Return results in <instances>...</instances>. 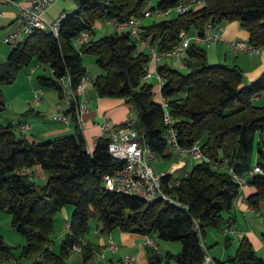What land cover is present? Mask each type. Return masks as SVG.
<instances>
[{"label": "trees", "instance_id": "obj_1", "mask_svg": "<svg viewBox=\"0 0 264 264\" xmlns=\"http://www.w3.org/2000/svg\"><path fill=\"white\" fill-rule=\"evenodd\" d=\"M76 1V9L61 20L58 36L37 29L11 48L7 60L0 64V111L6 108L2 86L14 82L18 72L34 60L54 69L52 74H39L38 85L56 88L63 96L57 79L70 74L76 89L88 72L84 58L93 55L103 70L93 80L98 95L123 98L131 104L139 128L145 131L146 144L159 157H175L176 153L166 151L164 108L155 98L158 87L142 79L150 60L148 50L137 52L135 41L126 31L94 36L99 20L121 22L140 16L149 0ZM178 1L159 0L157 6L166 8ZM231 22H239L249 31L252 44L264 45V0H206L185 13L143 24L140 34L164 52L179 45L182 31L204 35L208 23L217 27ZM83 30L92 35L77 46L75 37ZM185 53L186 73L165 60L158 65V72L165 78L160 93L168 98L180 144L191 147L200 142L211 161L197 162L187 175L168 172L162 176L163 186L176 194L182 205L108 189L103 176L122 168L124 161L109 152V138L99 137L94 149H87L74 106L70 114L77 123L76 131L52 139L30 140L18 135L12 123H0V211L11 215L12 227L26 238L22 256L40 253L43 259L39 264H69L74 246L80 245L84 257H92L94 247L82 241L94 216L104 232L119 228L181 243L177 253L162 254L154 248L149 264H214L206 261V229H221L227 223L241 192L222 162L226 159L240 175H246L255 160L264 168V104L253 103L254 97L264 91V71L244 83L240 66L210 64L202 44L192 43ZM215 163L220 165L215 167ZM37 164L48 172L44 184L24 172ZM176 176L180 178L178 185H174ZM248 184L255 188L248 200L257 209L264 200V175H253ZM66 205L73 206L69 231L56 252L51 247L55 216ZM4 257L21 258L14 255L13 247L0 232V264ZM226 261L264 264L247 236L240 239L235 254Z\"/></svg>", "mask_w": 264, "mask_h": 264}, {"label": "built area", "instance_id": "obj_2", "mask_svg": "<svg viewBox=\"0 0 264 264\" xmlns=\"http://www.w3.org/2000/svg\"><path fill=\"white\" fill-rule=\"evenodd\" d=\"M53 1L54 0H38L35 3L24 5L20 0H0V3L15 4L17 7V12L12 24L1 36L2 41L9 44L11 48H15L19 43L25 41L26 37L37 29L48 33H54V35L58 36L61 20L73 10L64 11L53 20H48L45 12L47 7ZM155 1L159 0H149L140 16H134L121 22H114L109 19H105L104 21L106 23L113 24L118 31L129 32L135 41L137 52H140L145 48L148 50L150 60L145 65L146 72L143 74L142 79L148 81L150 78L155 77L158 81L157 85L159 90L165 83V78L158 72V65L160 62L163 59L166 60L179 57L192 43L203 44L206 42L226 40L233 50L251 54L259 53L263 46L252 44L249 40L244 39H226L222 36V34H220L225 29V25L215 27L212 23H208L207 32L204 35H192L182 31L180 33L181 42L179 45L169 51L160 52L155 46L150 45L146 39L141 37L140 33L142 31L143 17L153 16L154 14L160 16L169 15L174 11H177L178 14H182L190 8H196L204 5L206 0H179L176 4L166 8L158 7L157 2ZM2 16L3 11H0V18ZM91 35L92 34L89 30L81 31L75 37V45L79 46L82 43L87 42ZM43 65L45 64L39 61L36 65H32L29 71L30 74L35 73L37 68ZM47 67L51 73H53L54 69L49 66ZM93 80L94 76L90 72H87L82 76L77 88L74 89L70 74H66L57 79L58 86L62 90V98L64 101L63 104H59L61 111L57 113V119L63 122L72 121L70 111L74 106L78 125L81 126L84 123L83 114L89 110V104L86 101H80L79 95L85 91L87 83ZM160 95V101L164 108V122L167 126L166 151L176 153L179 156L190 155L192 158L200 161H211V159L204 154L202 144L200 142H196L191 147H186L180 144L178 139V130L174 126L175 118L169 110L168 98H166L162 93H160ZM42 97L43 87L39 86L34 90L32 100L33 103H39L42 100ZM131 115L132 114H130L125 122L117 123L113 126H109L107 121H103L102 123V133L99 137L109 138V152L113 157L124 161L122 168L112 173H106L103 176L105 186L110 190L123 192L132 196H138L148 201L164 200L177 205H182L178 196L169 192L167 188L163 186L162 176L168 172L160 174L156 173L153 163L159 158V154L155 149L146 144L144 140L145 131L139 128L137 113L134 116ZM28 127L29 124L27 122H21L17 126V128L20 129H26ZM99 137L96 138V141ZM186 165L187 162L180 158L172 164L169 173H175L178 169L184 168ZM219 165L220 163L214 164L215 167ZM222 166L228 168L230 174L238 182L241 191L248 184L249 179L253 177V175L257 173L264 175V168L259 165L256 160L253 163V167L246 175L238 174L233 167L228 165V161L226 159L222 162ZM183 175H187V171H185ZM179 183L180 178L179 176H176L174 178V185H178ZM257 214L260 215V212H257ZM260 216H262L264 223V215ZM195 227L199 229V222L197 220L195 221ZM221 230L226 235H229L231 232H236V230L232 228L231 219H228L227 223L221 228ZM237 234H240V232L237 231ZM144 239L146 243L150 244L157 250L158 246L153 235H144ZM108 247L116 250V241L110 238ZM73 250L82 251V246L76 245ZM103 255V252L94 251L93 257L97 258ZM42 259V254L34 253L31 256V260L27 264H39ZM126 259H130V257H126ZM206 261L212 262V258L209 254L206 256ZM1 264L26 263H23L21 259L4 257Z\"/></svg>", "mask_w": 264, "mask_h": 264}, {"label": "crops", "instance_id": "obj_3", "mask_svg": "<svg viewBox=\"0 0 264 264\" xmlns=\"http://www.w3.org/2000/svg\"><path fill=\"white\" fill-rule=\"evenodd\" d=\"M20 1L24 5H29L37 2L38 0ZM76 7V0H54L47 7L45 15L48 20H53L62 12L74 10ZM0 11H3V16L0 18V56L1 53L4 52V56L7 54L8 57L11 48L8 50V48L4 45L5 43L1 40V35H3V33H5V31L12 24L17 12V7L15 4L0 3ZM220 34H222V36L226 39L237 38L249 40L250 37L249 31L241 26L239 22L227 23L225 25V29ZM95 35L96 25L94 36ZM212 45H215L218 48V63H228L230 65L236 64L241 67L244 73V83H250V81L256 79L264 71V45L260 49V52L255 54L235 51L230 47L226 40L218 42L212 41ZM230 54L234 55V57L232 56V58H229L228 56ZM245 56L246 61L242 59ZM222 58H224V62L221 61ZM229 59L232 60L229 61ZM37 87H39L38 82L32 83V87L28 88L20 95L24 98V102H26V99L30 100V98H32L34 90ZM156 92L155 98L160 101V90L157 89ZM79 100L86 101L89 104V110L83 114L84 123L80 126L89 151L94 149L96 138L102 133L103 121H107L109 126H113L117 123L125 122L131 114L126 101L123 98L99 96L93 86V81L91 83H87L85 91L79 95ZM63 103L64 101L62 96H60L59 90H57V95L47 93L46 96L43 95L42 100L39 103L35 104L36 106H32L28 109L29 111L26 110L27 112H25L24 116H21L22 118L19 119L18 123H9L14 125L17 132L22 131V135L30 140H47L58 136L72 134L76 131L77 123L75 121L63 122L56 118L57 113L61 111L59 104ZM21 113L24 112H16L17 115H21ZM21 122H27L29 127L26 129L17 128L18 124ZM177 157H179V159L181 158L179 155H176V159H178ZM40 166L41 165L37 164L27 172H30L33 178L38 176L42 178L47 177V174L41 169L42 166ZM186 167L187 165L184 168L177 170L175 174L178 175L179 173L182 174V172L184 173L185 171H188ZM254 192L255 188L252 185L247 184L244 187L235 200L234 207L230 212V219L232 225L241 227L239 229V237L242 238L243 236H247L252 242L255 251L260 253L259 255L264 258V232H260L261 230L258 229L259 227H256L258 216L257 212L261 211L264 214V200L260 202L259 208H254L248 200V196ZM72 212L73 206L66 205L56 213L55 224L56 222H60L58 221L61 219L60 217H62L64 222L63 227L60 230L61 241L69 231V221ZM210 234L215 235L213 234V231L210 232L209 228H207L204 236V244L207 250L209 249L207 239H210ZM153 236L155 237L158 246L157 251L162 254L169 251L177 253L182 248L181 243L178 241L162 240L157 234H153ZM110 238L116 241V250L108 247ZM82 242L84 245H92L94 247V251L103 252L104 255L97 258L92 256L86 259L83 251L73 250L67 259L69 264H149L150 253L154 250L150 244L145 242L143 234L122 231L119 228H115L109 232H104L101 230V224L99 221H97L96 224H90L89 231L84 235ZM218 243L219 242L217 241L216 244ZM8 245L11 246V244ZM210 245L211 249H214V246H212V244ZM51 247L55 251L54 244H52ZM208 254L211 256L213 262L226 261L225 254H222V257L220 258L213 255L211 252H208ZM126 257H130V259L127 260Z\"/></svg>", "mask_w": 264, "mask_h": 264}, {"label": "rangeland", "instance_id": "obj_4", "mask_svg": "<svg viewBox=\"0 0 264 264\" xmlns=\"http://www.w3.org/2000/svg\"><path fill=\"white\" fill-rule=\"evenodd\" d=\"M155 2H157V1H155ZM176 15H178L177 11H174L172 14H169V15H161L160 16V15L154 14L153 16H145V17H143V24H150L155 20H159L161 18H166V17H172V16H176ZM114 30H116V28L113 24L106 23L103 20H99L98 22H96V35L95 36H96V38H99L105 34L113 32ZM4 45L8 48V50H10L11 47L9 46V44L5 43ZM202 47L207 52L208 62L210 64H219L218 63L219 60H218V56H217L218 48L215 45H212V42L203 43ZM4 54H5L4 52L1 53L0 64L7 60V54H6V56H4ZM247 54H251V53H247ZM185 55H186V53L184 52L179 57H175L173 59H166V60L163 59L162 61L165 60L169 64L173 65V67H175V68L179 69L180 71L186 73L189 71V68L185 64L183 65L184 58L186 57ZM232 56L234 57V55L230 54L228 57L232 58ZM242 59L244 61H246V56ZM84 60H85V64H87V66H88V68H87L88 72H91V74L94 76V78L97 74H100L103 71L100 68V66L96 63V58L93 55H86ZM230 60H232V59H229V61ZM221 61L224 62V58H222ZM37 63H38V61L34 60V62L30 66L25 67L18 72V75H17L16 80L14 82L8 83V84H5L2 86V91H3L5 102H6V108L4 110L0 111V123H3V124H7L9 122H13L14 124L18 123L19 119L22 118L21 116H24L25 112L29 111L28 109H30L32 106H36L35 103H33V101H32L34 94L32 95V98H30V100L26 99V102H24L25 101L24 98L20 95L23 94L25 90L32 87V83L37 82V76L39 74H43V73L51 74V71L49 70L47 65L39 66L37 68V70L35 71V73L30 74L29 71H30L31 66L36 65ZM148 81L152 82L154 85L157 84V79L155 77L150 78ZM91 82L92 81H89V83H91ZM47 93L57 95V89L53 88V87H44L43 88V95L46 96ZM253 103L255 105H258V106L264 104V91L261 92L258 96L254 97ZM126 104L129 108L130 113L132 114L131 116L136 115V111L131 106V104H129L127 102H126ZM17 111L24 112V113H21V115H17L16 114ZM17 133H18V135H22V131H18ZM175 157H176V154H175ZM175 157H172L169 159H166L164 157H159L153 163V167H154L156 173L160 174V173L169 172L172 164L176 160L179 159V157H177L178 159H176ZM181 158L183 160H185L186 162H188L187 167H186V169L188 171L191 170V168L197 162L200 161L198 159L192 158L190 155H183V156H181ZM41 169L44 170V172L46 174L48 173L44 168L41 167ZM35 179L41 184H44L47 182V177L42 178V177L38 176ZM260 215H264V214L260 211ZM260 215L258 214V216H257L256 227H259L258 229L261 230L260 232H264L263 218ZM60 218L61 219L58 220L60 222L59 223L56 222L54 232L51 236L52 244H54L56 252L60 251V244H61V240H60V234H61L60 232L61 231L60 230L62 229L63 223H64L62 220V217H60ZM97 221H98L97 218H95L94 216L90 217V224H96ZM242 226H245V225H242ZM232 228H234L236 230V232H231L229 235H226L219 228H213V227L209 228V231L210 232L213 231V234H215V235L210 234V239L209 238L207 239L208 245H209L208 246L209 249L207 250V254H208V252H211L213 255H215L219 258L222 257L221 256L222 254H225L226 260L229 258V256H232L235 254L237 246H238L239 241L241 239L239 237V235L237 234V231H240L239 229L241 227L232 225ZM0 231L5 236V241L7 242V244H11V246L13 247V251H14L15 256L21 257L19 259H21L23 261V263H26V264L29 263V261L31 260V257L22 256V248H23L24 243L26 242V238L21 232L17 231L14 227H12L11 215L5 210L0 211ZM217 241L219 242L218 244H216ZM210 244H212V246H214V249H211ZM258 254H260V253H258ZM212 262H213V260H212ZM213 263L214 264H220L218 262H213ZM221 264H229V262L226 261V262L221 263Z\"/></svg>", "mask_w": 264, "mask_h": 264}, {"label": "water", "instance_id": "obj_5", "mask_svg": "<svg viewBox=\"0 0 264 264\" xmlns=\"http://www.w3.org/2000/svg\"><path fill=\"white\" fill-rule=\"evenodd\" d=\"M28 39V37H26V40Z\"/></svg>", "mask_w": 264, "mask_h": 264}]
</instances>
